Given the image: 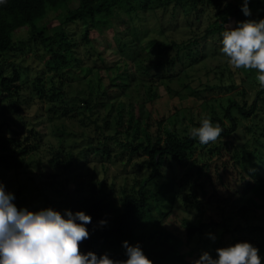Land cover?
<instances>
[{"label": "trees", "instance_id": "trees-1", "mask_svg": "<svg viewBox=\"0 0 264 264\" xmlns=\"http://www.w3.org/2000/svg\"><path fill=\"white\" fill-rule=\"evenodd\" d=\"M242 1L0 0V173L10 171L18 181L19 168L31 164L37 182L29 168H23L27 174L22 179L44 195L41 204L25 203L19 187L10 194L0 189V264H226L225 255L236 256L235 264H264V225L255 223V209L264 208V75L261 87L248 97L245 89L239 96L229 93L238 84L230 60L215 65L211 78L184 80L177 71L181 51L191 58L208 36L231 32L246 37V44L234 41L240 49L264 41V23L241 30L248 20L264 22V0H254L261 5L258 14L245 10ZM169 4L194 14L196 22L205 14L207 21L204 26L189 23L191 38H152L145 55L119 57L113 65L100 52L101 65L82 64L76 49L80 42L66 29L81 21L88 39L91 28L114 27L117 19L132 23ZM44 16L48 20L38 24ZM167 49H175L174 54H166ZM27 50L42 62L31 76L21 64L11 61L7 69L1 63L12 51ZM175 76L178 86L172 85ZM162 98H178L179 103L172 101L164 115L166 109L156 103ZM33 101L39 109L49 103L47 121L57 145H50L45 158L39 149L42 123L26 120L21 112ZM59 106L60 116L101 106L104 117L117 106L114 127L102 120L105 140L113 137L127 160L138 154L148 162L146 175L133 176L130 187L121 186L113 215L95 193L92 178L86 191L68 186L66 172L74 157L70 150L64 153L66 125L52 121ZM187 116L191 123L177 127ZM210 124L221 136L217 142ZM241 127L244 131L233 139ZM111 145L105 144L108 155L100 160L106 170L111 151L117 150ZM202 148L208 156L200 151L199 159H193ZM165 165H178L181 175L165 174ZM85 181L75 180L77 185ZM160 196L177 197L178 204L164 206ZM200 238L210 248L194 247Z\"/></svg>", "mask_w": 264, "mask_h": 264}, {"label": "rangeland", "instance_id": "rangeland-1", "mask_svg": "<svg viewBox=\"0 0 264 264\" xmlns=\"http://www.w3.org/2000/svg\"><path fill=\"white\" fill-rule=\"evenodd\" d=\"M241 4L245 10L255 14H258L261 11L260 3L254 0H243ZM51 19L52 22H56L55 18ZM47 20L48 16H44L38 19L37 22L38 24H41ZM191 21H193V23L199 22L201 24L200 26H204L206 23L205 21H207V15L203 14L200 21L196 22L194 14H186L182 8L174 10L172 4H169L166 10L164 8L150 10L145 15H142L139 18H134L132 23L127 21V19L121 21L117 19L114 27H106L102 31H99L97 28H91L88 39H86L84 35V27L81 21L70 22L66 25V29L69 34L73 35L75 39L80 42L76 49L81 58L82 64L97 63L98 65H101L99 58L100 52L104 57V62L108 65H113L119 57L131 59L137 55H145L150 51L148 41L152 38H157L163 41H169L171 39L181 41L183 39L191 38L193 36L189 24ZM261 23H264L263 19L248 20V26H243L241 30H246ZM18 35H20L21 38L26 36L24 30L20 31ZM224 38L231 41V47H228ZM236 40L245 42L244 44L247 42L246 37L240 38L239 35H232L231 32H225L223 33V37L212 35L202 39L197 49L195 48L194 55L191 56V58H187L188 55H185L182 50L183 64L177 66L178 73L182 74L181 76L184 80L187 76L199 75L202 76L203 79H205V76L211 78L213 75L212 70L215 68V65H225L226 61L230 60L233 75L236 77L238 84L236 87L232 88L229 93H235L239 96L240 90L245 89L247 91V96L249 97L257 88L261 87L260 83L264 75V41L255 43L251 47L240 49L237 45H233ZM123 42H126V45H124ZM39 50L41 52L43 51L42 49ZM174 52L175 49L166 50V54H174ZM11 54L5 55L1 58V63L7 67V69H10L9 63L11 61H13V63L21 64L28 68L27 73L29 76H31L33 73L32 71L36 69L35 66L42 63L38 58L33 56V53L29 50H27L25 54L17 52V55H15V51H12ZM243 77L245 78L244 80H242ZM176 78L177 76H175L172 85L178 86V80L176 81ZM160 91L164 93L165 88L160 86ZM226 93H228V91L220 93L216 92V94L212 92L210 95H225ZM172 101L176 104L179 103L178 98L157 99L156 103L157 106L166 109L164 115H167L171 108ZM260 103L264 102L261 100ZM41 104V109H39L34 101L25 104L21 112L26 120L34 123H37V121L42 123L41 125L43 126V132L45 134H43V138L39 142V149L45 158L50 155L48 151L50 145H57V141L53 138L55 136L51 131L52 122L47 121V108L49 103ZM116 108L117 106L113 107V110L111 111L112 115L110 114L106 117H104L106 113L101 106H95L91 113L84 110L85 113H82V111H74L75 113L70 112V115L60 116L59 113L62 108L59 106L55 110L54 118L52 119L55 124L64 123L68 130V134L64 136V153L70 150L74 157L72 165L66 172L69 174L68 186L70 189L79 186L83 191H86L88 189L86 185L89 182V178H92L95 193H97L98 196L103 197L104 205H107L106 209L110 215L114 214V205L118 204L121 186L127 184V186L130 187L133 184V176L146 175L148 173V162L143 155L137 154L131 161H129L127 160L128 154H123V147L117 146L115 142V144L113 143V137L107 141L105 140V134L108 132L107 130L103 131L102 120L107 118L110 125L114 127L112 117L116 114ZM34 115L38 116L34 118ZM188 117L189 116H187L184 121H180L181 124L179 123L176 126L183 127L186 124H190L191 121ZM244 122L247 125L250 124V120L245 119ZM209 128L214 135L213 141L217 142L218 139L221 138V136L217 134V128L213 124H210ZM243 131L244 130L241 127V131L231 136L233 139L238 138ZM121 139L124 140L123 136ZM109 142H111L113 148H117V150L111 151L110 159L106 161V166H108L110 170H106L103 169L104 165L100 163V160L108 155L105 150V144H109ZM120 151V155H116ZM200 151L204 153L205 157L208 156V151L202 148V150L196 149L192 158L198 160L200 157ZM191 161L192 159L190 158L188 163L184 165V168L188 166ZM23 168H29L32 171L31 175L35 176V181L38 180V177L33 174L35 168L31 164L19 168L24 174H27L24 172ZM87 168L94 170V173H90L91 171ZM163 171L165 174L171 176L178 177L181 175V169L178 165H172L170 167L165 165ZM23 173L19 174L18 181L17 177L11 175L10 171L4 172V174L0 173V189L7 190V194H10L16 187H19L20 197L23 202L26 203L27 201L41 204L44 196L41 188L36 187L30 179L31 183L34 184V187L28 182L25 183L22 179V177L25 176ZM114 173L116 176L114 175L112 177ZM83 178L86 179L85 184L77 185L75 180L79 181ZM152 187L156 189V186L152 185ZM7 194L5 193L6 196ZM110 195H113L114 200L108 198ZM246 196H248V194ZM160 200L162 204L167 207H172L173 202L174 204H178L177 197L169 196L164 198L163 196H160ZM174 208L175 206H173L172 209V211L174 210L173 213L178 209ZM255 210V223L263 226L264 208H257ZM194 244L196 245L194 247L199 246L203 249H207L208 247L207 242L203 238H200L198 241L195 240ZM218 252H220V250H218ZM222 253L227 254L228 252ZM235 257H228V255H225L222 262L226 264L234 262L235 264L238 260Z\"/></svg>", "mask_w": 264, "mask_h": 264}]
</instances>
